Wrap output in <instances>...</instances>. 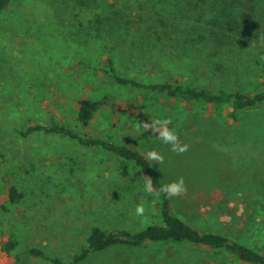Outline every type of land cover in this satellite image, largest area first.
I'll return each mask as SVG.
<instances>
[{"label":"rangeland","instance_id":"obj_1","mask_svg":"<svg viewBox=\"0 0 264 264\" xmlns=\"http://www.w3.org/2000/svg\"><path fill=\"white\" fill-rule=\"evenodd\" d=\"M108 54V55H107ZM144 80H188L213 89H264V0H15L0 13V264H53L40 247L71 258L91 228L139 229L159 210L134 162L57 133L58 121L89 135L164 156L166 184L184 178L174 212L195 227L264 253V106L231 118L203 105L118 84L101 68ZM108 97L88 125L78 102ZM168 125L188 151L177 154L144 121ZM23 196L10 201V189ZM145 207L137 217L138 204ZM15 235L9 253L5 242ZM79 264H250L185 241L117 244Z\"/></svg>","mask_w":264,"mask_h":264},{"label":"trees","instance_id":"obj_2","mask_svg":"<svg viewBox=\"0 0 264 264\" xmlns=\"http://www.w3.org/2000/svg\"><path fill=\"white\" fill-rule=\"evenodd\" d=\"M13 1L15 0H0V13ZM101 70L126 88L157 92L172 99H182L203 105L229 106L231 108L230 115L234 121H241L245 110L264 106V89L248 93L239 89H213L182 79L144 80L135 73L121 70L112 58L109 66L101 68ZM108 100V97L101 99L81 97L76 113L77 120L84 125L90 124L99 110L107 105ZM35 131L57 133L77 140L85 146L99 147L115 153L125 160L134 162L136 167L141 168L144 174L152 179L153 188L158 191L160 204L159 210L153 214L152 222L143 228L107 230L100 225L93 226L87 237V245L71 258H64L40 247H33L31 249L32 255L52 261L53 264H79L90 254L117 244L137 246L149 242L185 241L229 251L250 264H264V253L227 235L195 227L175 214L172 198H168L159 191L161 186L166 184L160 169L153 161L147 159L146 153L135 144L121 143L103 135L85 134L75 126L58 121H52L51 124L33 125L27 130H20V133L26 135ZM22 196L23 193L16 187L10 189V201H18ZM17 246L18 240L15 235H11L9 240L5 242L4 248L11 253Z\"/></svg>","mask_w":264,"mask_h":264},{"label":"clouds","instance_id":"obj_3","mask_svg":"<svg viewBox=\"0 0 264 264\" xmlns=\"http://www.w3.org/2000/svg\"><path fill=\"white\" fill-rule=\"evenodd\" d=\"M171 123L170 119L166 120H155V121H144L143 127L146 130H151L155 134L158 135L159 139L166 145H171V150L176 152L178 155L183 154L189 149V145L186 143H182L178 134L169 128V124ZM147 159L153 161L158 164H162L164 162V156L162 153L157 152L155 150L149 151L146 154ZM145 181V191L149 194H152L154 191L152 185V179L150 177L144 176ZM163 194H165L168 198H172L174 196H180L187 193V186L185 184L184 178L180 177L175 181H172L168 184L162 185L160 190ZM145 207L143 203L138 204L135 209V214L137 217H144L145 215Z\"/></svg>","mask_w":264,"mask_h":264}]
</instances>
